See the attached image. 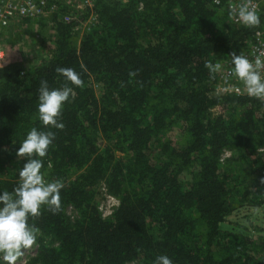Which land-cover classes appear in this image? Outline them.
Here are the masks:
<instances>
[{"label":"trees","instance_id":"16d2710c","mask_svg":"<svg viewBox=\"0 0 264 264\" xmlns=\"http://www.w3.org/2000/svg\"><path fill=\"white\" fill-rule=\"evenodd\" d=\"M57 17L48 58L0 63V257L39 234L30 264H264V236L221 229L264 203V101L216 92L264 13L97 0L76 43L88 13ZM101 183L119 201L105 220Z\"/></svg>","mask_w":264,"mask_h":264},{"label":"built area","instance_id":"2783aa9c","mask_svg":"<svg viewBox=\"0 0 264 264\" xmlns=\"http://www.w3.org/2000/svg\"><path fill=\"white\" fill-rule=\"evenodd\" d=\"M96 1L0 0V27H7L15 20L22 22L51 21L54 15L58 16V20L67 21L72 17L76 18L81 12L88 13L85 24L90 26L94 21L93 7ZM208 2L214 8L225 10L236 26L247 27L264 13V0H208ZM71 9H75V13L70 11ZM62 10L70 13L62 14ZM2 58L3 52L0 50V59ZM228 65V69H224L219 74L216 92L264 101V28L255 31L249 48L243 52L237 65L230 63ZM263 151L264 148L259 150V152ZM229 156V151H223L220 163H223ZM97 191L99 194L97 210L101 218L105 220L112 216L119 201L108 193L103 183L98 186ZM72 211L75 212L77 218V213L71 206L66 208V215Z\"/></svg>","mask_w":264,"mask_h":264},{"label":"rangeland","instance_id":"374dc122","mask_svg":"<svg viewBox=\"0 0 264 264\" xmlns=\"http://www.w3.org/2000/svg\"><path fill=\"white\" fill-rule=\"evenodd\" d=\"M70 11L75 13V9H71ZM82 15L84 16L83 12L78 16L80 17ZM88 28L89 26L84 23L81 25L80 30L73 31L75 34V43L80 40L82 33ZM53 41L54 31L51 21L22 22L15 20L7 27H0V50L3 52V58L0 59V63L20 65L23 68L37 66L41 61L51 55L54 49ZM228 67V63L225 62L219 71L226 70ZM95 91L96 94H99L97 87H95ZM169 137L173 142L179 143L181 135L177 129H174ZM227 151L230 152V156L226 160L232 159L233 152L230 150ZM67 216L70 220L76 218L75 212L73 211L68 212ZM221 229L248 238L264 236V203L256 209L244 207L234 211L227 218L226 223L221 226ZM38 238L39 234L33 238L27 249L23 252L14 256L7 254L1 256L0 264H30V260L36 256ZM45 243L49 244V239H46Z\"/></svg>","mask_w":264,"mask_h":264}]
</instances>
